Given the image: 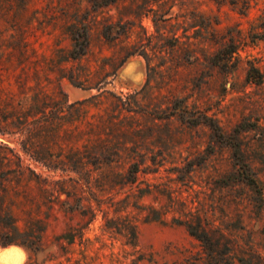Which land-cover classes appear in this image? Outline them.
<instances>
[{"label":"rangeland","instance_id":"rangeland-1","mask_svg":"<svg viewBox=\"0 0 264 264\" xmlns=\"http://www.w3.org/2000/svg\"><path fill=\"white\" fill-rule=\"evenodd\" d=\"M262 33L264 0H0V248L206 261L191 225L264 257Z\"/></svg>","mask_w":264,"mask_h":264},{"label":"trees","instance_id":"trees-1","mask_svg":"<svg viewBox=\"0 0 264 264\" xmlns=\"http://www.w3.org/2000/svg\"><path fill=\"white\" fill-rule=\"evenodd\" d=\"M115 1V0H112ZM255 37V36H254ZM257 39L264 40V33L262 35H256ZM88 45V38L87 35L83 36V40H77L76 44L74 45V50L72 51L71 55L73 59H78L79 57L85 54ZM235 47L232 45L230 48L226 47L223 49L218 55L219 57L228 55L231 57L235 53ZM247 81L256 83L258 85L264 83V71L261 68L255 67L253 64L250 65L248 72H247ZM263 141H264V133L262 134ZM137 169V168H136ZM138 171H131V174H137ZM240 174L242 178L250 185L257 187V181L253 179L252 171L249 166H244L240 170ZM263 184V183H262ZM260 189V194L264 195V184L262 187H258ZM263 199V198H262ZM188 228L190 229V233L192 236L196 237L202 244L207 254L206 261H202L201 257H197L191 262V264H264V257L261 254L257 253H249L248 257H238L237 251L234 247L230 245H221L219 242H213L211 237L206 231H199L196 230L193 226L189 225ZM135 236V234H134ZM10 244H17L15 242H9L6 245ZM25 247V244H19ZM140 259L134 260L133 264H138ZM203 262V263H202Z\"/></svg>","mask_w":264,"mask_h":264},{"label":"water","instance_id":"water-1","mask_svg":"<svg viewBox=\"0 0 264 264\" xmlns=\"http://www.w3.org/2000/svg\"><path fill=\"white\" fill-rule=\"evenodd\" d=\"M25 250L18 245H8L0 248V264H24Z\"/></svg>","mask_w":264,"mask_h":264},{"label":"bare ground","instance_id":"bare-ground-1","mask_svg":"<svg viewBox=\"0 0 264 264\" xmlns=\"http://www.w3.org/2000/svg\"><path fill=\"white\" fill-rule=\"evenodd\" d=\"M21 154V153H20ZM24 159V158H23Z\"/></svg>","mask_w":264,"mask_h":264}]
</instances>
